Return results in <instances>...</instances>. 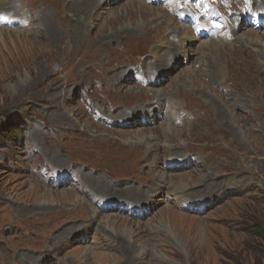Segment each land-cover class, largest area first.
<instances>
[{
    "label": "rangeland",
    "instance_id": "obj_1",
    "mask_svg": "<svg viewBox=\"0 0 264 264\" xmlns=\"http://www.w3.org/2000/svg\"><path fill=\"white\" fill-rule=\"evenodd\" d=\"M95 1H14L13 9L51 13L41 21L16 12L6 23L11 5L0 10V264H264V68L249 48L259 45L246 39L264 28L227 22L251 0H176L174 8L222 17L214 34L225 37L206 49L222 67L191 62L189 41V56L177 52L173 70L148 86L137 76L162 25L140 31L136 0ZM159 5L146 6L161 22L170 13ZM171 33L159 41H175ZM167 103L172 117H152ZM169 126L176 134L164 132ZM159 135L172 142L147 141ZM180 157L202 163L163 170ZM166 174L183 179L181 197L167 195L158 178ZM144 192L150 217L100 208L103 200L147 204Z\"/></svg>",
    "mask_w": 264,
    "mask_h": 264
},
{
    "label": "bare ground",
    "instance_id": "obj_2",
    "mask_svg": "<svg viewBox=\"0 0 264 264\" xmlns=\"http://www.w3.org/2000/svg\"><path fill=\"white\" fill-rule=\"evenodd\" d=\"M8 1H9V4H7ZM14 1L15 0H0V10L3 9L2 8L3 6H5V8H6V7H8V5L9 6L11 5V7L6 8L7 9L6 13H8V16H9L8 18L10 20H12V21H15V19H16L15 18L16 12H18L21 16H23V18H26L27 16L32 14V16H34L35 20H38V21H41V19H43V17H45V16H50L49 20H51L53 18L51 13H46V14L42 13L41 14V12H39V11L38 12H34V10H32V12L30 11V13H28V12L25 11V7H23V8L19 7L18 9H15V8L13 9V6H14L13 4H15ZM99 1L100 0L95 1L97 6H98ZM107 1L108 0H105V2H107ZM141 1L136 0L137 8H138L136 10L139 13L136 12L137 16L135 17V19L140 20V22H138V24L141 27L140 31H143V30L148 31L149 29H147L146 27H147V25L149 23H150L151 26H152V24L155 25V26L157 24V25H162V27H160L161 31H159V33L157 34V36L155 38L156 39L155 41L157 43L153 46L152 52H151V56L148 59V61L146 62V64H145L147 67L140 74V77L137 76V79L140 82L145 83V84L149 83V85H152L153 83H155L157 81H161L162 78L160 79V77L162 76L163 69H165L166 71L167 70L168 71L173 70L174 59H175V57L179 56V55H175L177 52H181L180 55H184L185 57H186V55L189 56L188 49H187V51H185V47H186V45H187V43L189 41H194V42L197 41V42H195L196 44L194 42H192L193 49H194V55L191 57V62H193L194 64L198 63V62H201L202 63V67H205V68L209 67V62H210L211 64H215L217 66L218 71L220 70V68L222 67V64L220 63L219 58H222V57H218L217 55H215L213 58H211L209 55L210 54L213 55V54L210 53L209 50L208 51L206 50V49H209L211 47V43H217V42H213V41L206 42L204 40H202V41L198 40L189 27L185 28V27H183L181 25H177L175 27L174 31H173L172 22H173L174 19L172 18V16L170 14H168L169 18L167 16L162 15V17H165L166 20L160 22L158 19H160L159 15H161V13L153 10L152 8H147L146 5H147V3H149V0H141ZM160 1H164L165 4L171 3V0H160ZM30 6L31 7L32 6L35 7L36 4L32 2L30 4ZM132 6H134V4L132 5V2H131L130 3V9H129V14L131 15V17L134 16L133 15L134 8ZM46 8L48 10L52 9V8H50L48 6V4L46 5ZM74 8H76V7L74 6ZM12 14H13V16H11ZM52 14H55L54 10L52 11ZM91 15L92 14H90V16ZM147 18L148 19L151 18V19L148 20ZM86 20H87L86 18H79V21H81V22H85ZM246 26H251V25L250 24L249 25H245L244 27H246ZM165 27L172 31L171 35H173L176 39L180 40V44L179 45H177L174 42L169 43V39L167 40L166 38H162L159 41L160 38H158L159 37L158 35L166 32L167 29H165ZM244 27H242V30H244ZM152 29H153V26L149 30V33L152 32L151 31ZM2 35H4V33L0 34V39H1V41H4V39L2 38L3 37ZM246 39L250 41V42H248V44L250 46L259 45V46H257V48L259 50L256 49V47H249V48H251L252 51L256 52L257 55L260 57L261 65L264 68V33L260 34V35H257V36L246 37ZM174 49H176V50L173 52ZM166 50H168L166 53L162 52V51H166ZM120 75L121 74L116 73V77H120ZM120 78H121V80H126L127 79L125 75H122ZM134 83L136 85H138V84L140 85V83L135 81V79H134ZM156 92L157 93L158 92H163V90H158L157 89ZM147 107H150V106L145 105V106L141 107V109L139 110V114L143 115V111H145ZM166 108L169 110L170 109V104H164V105L160 104V105H157L155 107H152L151 110H150V112L152 114V117H154L156 115H161V112H162L163 120H168V117H169L168 116V111H167V113L164 114V111L167 110ZM124 115L127 116L126 119H128L129 116H130L129 114H124ZM118 117L123 118L124 116L119 115ZM164 125H165V123H164ZM172 128L173 127L169 126V127L164 129V132L167 131V134H176V133H174V131H171ZM159 136L161 138H163V141L157 140V139L147 140V141L156 140V143L163 142V143H165L167 145L172 142L173 138L167 140L168 139L167 137H164V136H161V135H159ZM146 146H147V151L148 152H153V153L155 152V150H153L154 149V145H150L149 143H146ZM186 164L188 166L197 165V163L193 162V161H187ZM158 178L162 181L163 187H167L168 193L169 194H173L174 197L177 196V195H179L181 197L180 193L183 194L184 190L187 189L186 184L184 183L183 179H181V178H179V180H176V179H173V178H169L167 176V174L166 175H160V176H158ZM184 178H186V177L184 176ZM198 178L201 179V180L204 179L203 172H198ZM101 183L102 182L99 181L97 185L100 186ZM94 188H97V187L95 186ZM105 188L108 189L107 185H105ZM128 190H129L128 191L129 195H134L135 197H138L137 194H136V192H138L137 190H133V189H128ZM109 191L110 190H108V192ZM154 192H156V191H154ZM144 193L141 194V196H142V197L140 196L141 199L144 200L147 204H150V202H152V201L149 198L152 196V194H150L149 192H147L145 194ZM100 195H104V194H100ZM187 198H188L187 196L183 197V199H187ZM208 201L209 200H207V201L201 200L200 201L201 203H199L198 206L204 207V210L206 211V209H208V207L206 205L207 204H208V206L210 205V203H207ZM106 202H108V200H105V203ZM120 202L121 201H118L119 204H120ZM131 204H135V203H131ZM78 205H79L78 203H75V205L72 204V206H74V207H77ZM89 206L91 208H93L90 204H89ZM133 209L137 210V213H138L139 212L138 210L142 209V207L141 206H135V207H133ZM202 210H203V208H202ZM150 212H151L150 209H148L146 214H149ZM145 216L146 215H144V217ZM90 219L94 220L95 218H90ZM88 235L89 234H87V232H85V231L83 232L82 231L81 233L78 234L77 237L83 236L82 240H84V239H86L85 236H88ZM69 244H71V242H69Z\"/></svg>",
    "mask_w": 264,
    "mask_h": 264
},
{
    "label": "trees",
    "instance_id": "obj_3",
    "mask_svg": "<svg viewBox=\"0 0 264 264\" xmlns=\"http://www.w3.org/2000/svg\"><path fill=\"white\" fill-rule=\"evenodd\" d=\"M263 237H264V235H263Z\"/></svg>",
    "mask_w": 264,
    "mask_h": 264
}]
</instances>
